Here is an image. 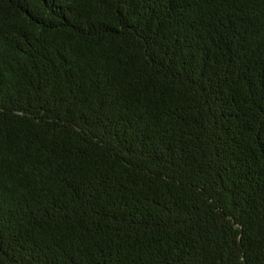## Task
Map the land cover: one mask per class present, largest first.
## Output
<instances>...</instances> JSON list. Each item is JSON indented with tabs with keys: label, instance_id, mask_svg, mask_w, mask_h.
<instances>
[{
	"label": "trees",
	"instance_id": "trees-1",
	"mask_svg": "<svg viewBox=\"0 0 264 264\" xmlns=\"http://www.w3.org/2000/svg\"><path fill=\"white\" fill-rule=\"evenodd\" d=\"M0 264H264V0H0Z\"/></svg>",
	"mask_w": 264,
	"mask_h": 264
}]
</instances>
